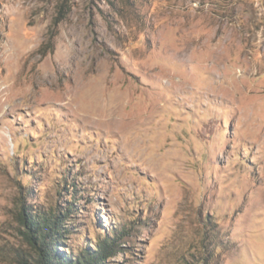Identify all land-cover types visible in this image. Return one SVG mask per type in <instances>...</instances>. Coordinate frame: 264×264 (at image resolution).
<instances>
[{
	"label": "rangeland",
	"instance_id": "374dc122",
	"mask_svg": "<svg viewBox=\"0 0 264 264\" xmlns=\"http://www.w3.org/2000/svg\"><path fill=\"white\" fill-rule=\"evenodd\" d=\"M71 199L64 257L264 264V0H0V264Z\"/></svg>",
	"mask_w": 264,
	"mask_h": 264
},
{
	"label": "trees",
	"instance_id": "16d2710c",
	"mask_svg": "<svg viewBox=\"0 0 264 264\" xmlns=\"http://www.w3.org/2000/svg\"><path fill=\"white\" fill-rule=\"evenodd\" d=\"M74 195L72 192L71 196ZM67 203L48 211L36 208L31 211L21 206L17 220L25 240L36 252L33 261L27 264H105L110 257L121 252L119 233L114 230L107 239H99L93 249L81 251L71 258L64 257L58 243L64 240L68 232L67 220L73 213L72 199Z\"/></svg>",
	"mask_w": 264,
	"mask_h": 264
}]
</instances>
